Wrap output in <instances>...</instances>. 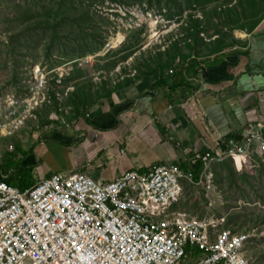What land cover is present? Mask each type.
I'll use <instances>...</instances> for the list:
<instances>
[{
    "label": "built area",
    "instance_id": "obj_1",
    "mask_svg": "<svg viewBox=\"0 0 264 264\" xmlns=\"http://www.w3.org/2000/svg\"><path fill=\"white\" fill-rule=\"evenodd\" d=\"M52 72L29 67L22 92L0 94V141L25 128L36 133L43 108L53 110L47 123L61 120L60 103L73 88ZM258 145L264 148V126L249 123L240 140L196 154L186 169L161 163L109 181L55 172L24 188L0 179V264H191L196 255L193 264H253L249 234L220 228L224 220L209 213L197 219L171 207L185 184L203 189L211 207L213 167Z\"/></svg>",
    "mask_w": 264,
    "mask_h": 264
},
{
    "label": "rangeland",
    "instance_id": "obj_2",
    "mask_svg": "<svg viewBox=\"0 0 264 264\" xmlns=\"http://www.w3.org/2000/svg\"><path fill=\"white\" fill-rule=\"evenodd\" d=\"M236 1L0 0V94L8 97L22 92L29 67L40 66L46 73L55 69L62 88H73L60 103L59 110L66 112L57 114L71 116L76 97L87 94L92 102L105 89L138 77L148 62L175 42L188 52L184 40L191 38L184 28L186 23L193 27L195 18L202 24L201 53H207L218 36L228 41L238 38L243 30H218L213 26L217 18L211 16L216 6H228L237 14ZM75 21L85 23L81 31ZM168 67H174L173 63ZM41 112L40 122L46 121L49 109ZM41 126L47 125L41 122ZM33 132L25 128L0 141V164L7 174H17L24 155L17 158L16 154L23 141L39 135ZM212 173L211 207L203 189L185 184L171 211H186L197 219L209 213L215 220H224L220 228L249 234L247 254L256 264H264V148L227 159L215 165Z\"/></svg>",
    "mask_w": 264,
    "mask_h": 264
},
{
    "label": "crops",
    "instance_id": "obj_3",
    "mask_svg": "<svg viewBox=\"0 0 264 264\" xmlns=\"http://www.w3.org/2000/svg\"><path fill=\"white\" fill-rule=\"evenodd\" d=\"M236 39L223 53H194L181 64L188 69L193 63L194 71L183 77H176L173 67L163 75L113 85L81 114L41 121L48 130L42 127L38 136L19 144L21 166L31 168L34 182L55 172L109 181L161 163L187 166L196 154L221 149L228 138L240 140L247 124L264 126V18Z\"/></svg>",
    "mask_w": 264,
    "mask_h": 264
},
{
    "label": "trees",
    "instance_id": "obj_4",
    "mask_svg": "<svg viewBox=\"0 0 264 264\" xmlns=\"http://www.w3.org/2000/svg\"><path fill=\"white\" fill-rule=\"evenodd\" d=\"M237 7L240 8L238 10L237 14H234L232 12V9L222 6H216L213 10L212 17L217 18L216 23L213 24L215 28L220 30L221 28L228 30V31H234V30H243L247 32H251L255 29V27L258 25L259 21L264 18V8L261 6V3L264 2V0H237L236 1ZM58 4H61L60 1L57 2ZM230 7H233L230 6ZM235 10V9H234ZM250 22H246V21ZM193 27L188 26L186 23V27L184 28L186 31V34L190 36L191 40L188 39L185 41V46L188 48V52L183 51L182 47L179 45L178 42H175L167 51L166 53L160 52L159 57L153 61H150L146 64V70L142 71L141 75L135 78H128L125 85L128 83H131L132 81L143 79L145 76H150L155 73H160L161 75L164 74V72L167 69H170L168 67L169 62L173 63L176 70L174 71V75L176 77L184 76V73L187 71H194L193 69V63L191 65H188V69H184L182 67L183 62H185L188 59H191L192 55L195 53L196 56H198L201 52L199 49V46L203 42V38L200 37L201 34V22L197 18L193 19L191 21ZM76 27L78 30H82L85 26V23H81L79 21H75ZM209 24V22H208ZM237 39L231 37V39L228 41V38L225 36H218L217 39L215 38L214 41H212V46L208 49L207 53H201L203 57H207L209 55L218 54L219 52H224L225 50H229L236 44ZM93 52V50H90ZM179 61V63H177ZM153 64H156V66H153ZM182 64V65H181ZM198 63L196 62L195 66ZM176 65V66H175ZM173 68V67H171ZM17 76V74L15 75ZM164 81H160L162 83ZM120 86V85H118ZM89 95L83 94L81 97H76L74 100L75 102L72 104V110L73 114L79 115L82 112V107L85 105H88L91 101L88 99ZM1 162V161H0ZM181 166L186 169V166L184 164H181ZM200 170V166L194 167V180L197 179L198 173ZM7 173L4 171L3 168H1L0 164V179H4L1 174ZM6 183L18 186L20 188H24L27 186H30L34 183L33 176L31 174V168L30 167H22L19 166L17 168V174L12 176V179H4ZM252 260V258L250 257ZM253 264H256L252 260Z\"/></svg>",
    "mask_w": 264,
    "mask_h": 264
}]
</instances>
